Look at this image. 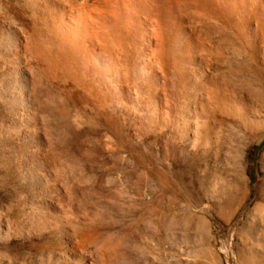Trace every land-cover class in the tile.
<instances>
[{
  "label": "rangeland",
  "instance_id": "374dc122",
  "mask_svg": "<svg viewBox=\"0 0 264 264\" xmlns=\"http://www.w3.org/2000/svg\"><path fill=\"white\" fill-rule=\"evenodd\" d=\"M146 1L0 0V264H264V6ZM96 13L100 75L56 33Z\"/></svg>",
  "mask_w": 264,
  "mask_h": 264
},
{
  "label": "bare ground",
  "instance_id": "6f19581e",
  "mask_svg": "<svg viewBox=\"0 0 264 264\" xmlns=\"http://www.w3.org/2000/svg\"><path fill=\"white\" fill-rule=\"evenodd\" d=\"M218 1L221 2V4L225 5L226 7H232L233 9H236L238 11H243V12L246 9V6H247L246 2L247 1H249L250 5L253 6V7H256L257 5L260 6V7H262V5L264 6V0H218ZM156 9H157V6L152 1H150V2L148 1L147 2L146 0H120V2L111 5V7H110V12H111L110 18H111L112 24L113 23L117 24V26L121 27L122 30L127 31L126 33H128L129 31H132V30L134 32V30H136L137 33H139V36H138V38L140 37L139 40L142 41L144 39L146 40V30H148L151 33H153V32L155 33L156 32V31H154V29H155V27H154L155 26V21L150 19L151 21L146 24V22H147L146 21V14H148L149 16H152L151 18H154V16H156L155 14H157L156 11H155ZM255 14L258 17V16H260L262 14V11L260 13L259 10L258 11L256 10ZM97 20L106 22L108 19L105 20V17L102 14L100 15V14H97V13H96V15L95 14H92L90 16L87 15V18H85V19L82 18V17L73 16V17H71V19H69L68 22L60 25L57 28V30H56L57 31L56 33H57L58 41L61 44L60 46L69 47L70 50H72L73 53H75V55H77L78 60L81 63V65L83 66V68H86L87 70H89V72L90 71L93 72L94 70L96 71L97 69L100 68L99 65L96 66L98 64L97 63V60H98L97 58H99L98 55L100 56V54H101V52L99 53V51L97 50L98 48H96V44H97L96 42L98 41L97 38H99V37L101 38V36H102L101 34L103 33V31L101 33L102 29L99 30L100 27H99V25H97V22H96ZM107 22H109V20ZM128 34H130V33H128ZM133 36H135V35H133ZM98 42H100V41H98ZM144 44H146V43H144ZM100 59L101 58H99V60ZM102 61H103V59H102ZM104 63H106V62H104ZM146 63H147V60H146ZM102 65H101V67H105L104 64H102ZM156 65H158V64H156ZM137 69H138L137 72L139 71V74H142V73L146 72V70L144 69V66H139ZM102 70L103 69H100V71H102ZM98 72H99V70H98ZM98 72L96 71V73H98ZM117 72L118 71H115V73H117ZM115 73H114V75H115ZM146 74H147V72H146ZM144 76H145V74H144ZM225 83H226V81H225ZM113 84H114V82H113ZM256 90H257V88H256ZM242 93H243V91H242ZM263 124H264V121H261V120L258 123H256V125H259V126H262ZM247 129H249V128L247 127Z\"/></svg>",
  "mask_w": 264,
  "mask_h": 264
}]
</instances>
